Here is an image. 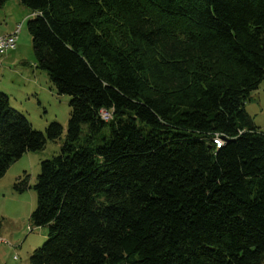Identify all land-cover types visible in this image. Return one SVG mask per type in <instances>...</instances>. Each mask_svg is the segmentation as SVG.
<instances>
[{
  "label": "trees",
  "instance_id": "trees-1",
  "mask_svg": "<svg viewBox=\"0 0 264 264\" xmlns=\"http://www.w3.org/2000/svg\"><path fill=\"white\" fill-rule=\"evenodd\" d=\"M18 1L36 67L70 96L33 185L47 238L29 263L264 264V133L245 109L264 0ZM61 134L0 92V178Z\"/></svg>",
  "mask_w": 264,
  "mask_h": 264
},
{
  "label": "rangeland",
  "instance_id": "rangeland-1",
  "mask_svg": "<svg viewBox=\"0 0 264 264\" xmlns=\"http://www.w3.org/2000/svg\"><path fill=\"white\" fill-rule=\"evenodd\" d=\"M33 13L18 0H6L0 7V35H16L14 48L0 53V92L8 96L10 107L20 112L35 130L44 131L50 122L62 126V134L54 141L46 140L37 151H26L11 162L0 178V264H30L29 255L47 238L45 226H35L30 214L35 208L33 189L41 160L58 154L64 141L69 116L70 96L58 93L46 71L35 65L31 35L27 21ZM253 123L264 133V79L245 102ZM103 119L109 113L101 110ZM26 174L27 187L19 192L13 184Z\"/></svg>",
  "mask_w": 264,
  "mask_h": 264
},
{
  "label": "built area",
  "instance_id": "built-area-1",
  "mask_svg": "<svg viewBox=\"0 0 264 264\" xmlns=\"http://www.w3.org/2000/svg\"><path fill=\"white\" fill-rule=\"evenodd\" d=\"M15 40H16V35L13 34H7V35H0V53L14 48L15 46ZM214 142L217 144H223L222 138L216 136L214 139ZM4 242V240L0 236V243Z\"/></svg>",
  "mask_w": 264,
  "mask_h": 264
},
{
  "label": "bare ground",
  "instance_id": "bare-ground-1",
  "mask_svg": "<svg viewBox=\"0 0 264 264\" xmlns=\"http://www.w3.org/2000/svg\"><path fill=\"white\" fill-rule=\"evenodd\" d=\"M222 144H217V146L216 147H220Z\"/></svg>",
  "mask_w": 264,
  "mask_h": 264
}]
</instances>
